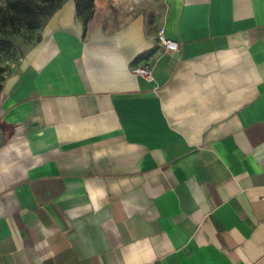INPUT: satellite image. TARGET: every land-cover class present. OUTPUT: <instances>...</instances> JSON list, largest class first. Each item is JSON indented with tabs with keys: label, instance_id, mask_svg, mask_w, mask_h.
<instances>
[{
	"label": "crops",
	"instance_id": "crops-1",
	"mask_svg": "<svg viewBox=\"0 0 264 264\" xmlns=\"http://www.w3.org/2000/svg\"><path fill=\"white\" fill-rule=\"evenodd\" d=\"M18 66L0 264H264V0H64Z\"/></svg>",
	"mask_w": 264,
	"mask_h": 264
},
{
	"label": "rangeland",
	"instance_id": "rangeland-1",
	"mask_svg": "<svg viewBox=\"0 0 264 264\" xmlns=\"http://www.w3.org/2000/svg\"><path fill=\"white\" fill-rule=\"evenodd\" d=\"M57 0H0V38L7 39L9 45L0 46V79L2 83L14 74L24 52L39 39L41 27L47 20L48 8ZM23 7V15L15 12ZM81 12L85 23L89 9Z\"/></svg>",
	"mask_w": 264,
	"mask_h": 264
},
{
	"label": "trees",
	"instance_id": "trees-1",
	"mask_svg": "<svg viewBox=\"0 0 264 264\" xmlns=\"http://www.w3.org/2000/svg\"><path fill=\"white\" fill-rule=\"evenodd\" d=\"M64 0H57V4L54 5V6H50L48 8V11L46 13V16H47V20L49 17H51V15L61 6V4L63 3ZM74 1V5H75V10H76V14L79 15L81 14V12L85 11L88 7H90V11H89V14H88V18L90 17L91 15V11H92V6H93V0H73ZM23 7H21L20 9H17L15 12H17L18 14L20 15H23ZM80 18V17H79ZM87 18V20H88ZM46 20V21H47ZM86 20V21H87ZM45 24V23H44ZM44 26V25H43ZM42 26V27H43ZM41 27V28H42ZM10 43L7 39H4V38H0V46H8ZM2 79H0V92H1V89H2Z\"/></svg>",
	"mask_w": 264,
	"mask_h": 264
},
{
	"label": "built area",
	"instance_id": "built-area-1",
	"mask_svg": "<svg viewBox=\"0 0 264 264\" xmlns=\"http://www.w3.org/2000/svg\"><path fill=\"white\" fill-rule=\"evenodd\" d=\"M131 9V8H130ZM157 43L165 50V51H174L178 48V43L173 40L166 39L163 36L162 30H159L157 33ZM132 74L142 77L148 82L153 81V75L150 69L147 67H137L131 69Z\"/></svg>",
	"mask_w": 264,
	"mask_h": 264
}]
</instances>
